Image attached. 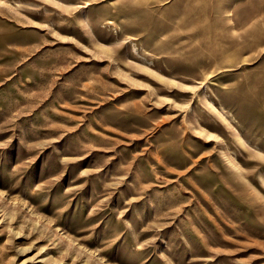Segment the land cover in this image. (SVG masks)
I'll list each match as a JSON object with an SVG mask.
<instances>
[{"label":"rangeland","instance_id":"rangeland-1","mask_svg":"<svg viewBox=\"0 0 264 264\" xmlns=\"http://www.w3.org/2000/svg\"><path fill=\"white\" fill-rule=\"evenodd\" d=\"M0 264H264V0H0Z\"/></svg>","mask_w":264,"mask_h":264}]
</instances>
